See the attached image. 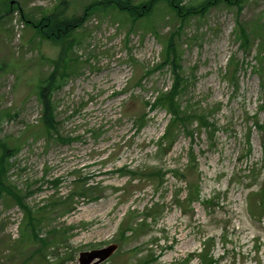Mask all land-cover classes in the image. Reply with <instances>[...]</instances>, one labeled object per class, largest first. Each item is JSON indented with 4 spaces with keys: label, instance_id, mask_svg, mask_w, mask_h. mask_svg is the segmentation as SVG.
Returning <instances> with one entry per match:
<instances>
[{
    "label": "rangeland",
    "instance_id": "374dc122",
    "mask_svg": "<svg viewBox=\"0 0 264 264\" xmlns=\"http://www.w3.org/2000/svg\"><path fill=\"white\" fill-rule=\"evenodd\" d=\"M63 1L0 0V140L20 145L7 157L6 180L46 217L39 235L51 242L46 249L20 239L25 211L5 195L0 264H78L80 252L112 243L119 249L103 264H202L205 256L213 264H264V0H156L137 19L109 0H68L66 12L82 26L60 42L44 36L40 20ZM150 1L132 3L147 9ZM16 14L26 24L21 42ZM171 40L189 80L181 109L211 126L194 124L193 137L181 131L164 155L155 143L170 115L147 102L171 87L174 74L170 65L145 71L163 62ZM58 64L68 74L53 94L66 142L28 136L42 114L38 85ZM156 170L163 174L151 175ZM192 184L200 189L194 201L186 198ZM123 224L133 228L126 238ZM53 227L60 234L51 235Z\"/></svg>",
    "mask_w": 264,
    "mask_h": 264
},
{
    "label": "trees",
    "instance_id": "16d2710c",
    "mask_svg": "<svg viewBox=\"0 0 264 264\" xmlns=\"http://www.w3.org/2000/svg\"><path fill=\"white\" fill-rule=\"evenodd\" d=\"M169 1V0H168ZM181 4V1L178 0ZM219 1V0H218ZM243 0H220L219 3L225 2V3H235L236 5H240ZM109 2L114 3V5L121 9L129 11V13L134 16V18H139L141 15L147 13L144 11H150L152 6L156 3V0H151L148 3V8L143 9L144 6H135L132 3V0H109ZM172 2V1H171ZM208 3V2H207ZM128 4H131L132 6H129ZM61 5L64 7H59L58 10L51 12L47 15H45L43 21L41 22L42 29L45 30L44 35L51 37L55 40H62L63 38H67L77 27H79L82 24V18L80 16H77L75 14L69 15L66 11L69 5L68 0H64ZM204 7V5L202 6ZM180 9H184L186 12H191L199 7L196 6H186V5H179ZM179 12H181L179 10ZM240 37L243 42H241V46L244 49H247L249 47V37L246 33V29L243 26H240ZM264 62V49L262 51V58ZM234 62V61H232ZM164 65H170L172 72L174 73V82L172 84V87L170 90L162 91L158 93V95L155 97L154 103L152 106L156 108L157 106L161 105L165 107L170 115L172 116L170 119V122L167 126V129L164 133V136L161 138L158 144V148L162 150V153L164 155L169 154V151L173 147L175 143V138L178 136V134L181 131H186L191 137L194 136V132L190 131L189 128L193 127L194 124L200 129L201 126H211V124L207 121V118L202 115L198 117V121H194L193 117L190 115V112H184L182 111V105L179 102V96L184 93L186 88L189 86V80L186 77H183L181 75V65L179 62V56L177 47L174 44V41L171 40L170 44L166 46L165 55H164V62L161 65H157L156 68H159ZM149 73H152V71H148ZM66 67L61 65L57 68L56 71H52L49 76L45 79H43L39 85H38V96L42 103V114L40 119H38L37 124L32 125L29 130L28 136L31 135H45L48 138H51L53 131L59 129L60 124L57 121L56 117V106L53 102V94L54 92L62 87L63 80L66 77ZM150 75V74H148ZM233 77V76H232ZM143 79H141L140 84L142 83ZM160 94V95H159ZM146 117V115H141L137 119V129L142 128L143 124L142 120ZM197 122V123H195ZM261 126V125H259ZM59 131V130H58ZM58 141L66 142L67 140L71 139L70 137H63L60 132L58 133L57 137ZM0 199L4 198L6 195V199H13L18 205H20L26 214V222L23 226V232L21 234V240H36L39 241L40 245L47 247L50 245L51 242H49L47 239L41 237L39 235V227L41 223L44 222V219H46L45 216H37L35 212L32 211L31 207L25 202V196L22 195L18 190L17 187L12 185L11 183L7 184V178L6 173L8 172L7 166L8 161L7 157L14 155V153L18 152L20 149V145H14L9 146L8 143L5 140H0ZM177 175H181L185 178V176L182 173V169L178 168L174 171ZM158 175L163 174L161 170H157L154 172ZM87 177H83L81 180H87ZM60 183L59 179H55L52 181V184L57 186ZM90 183L85 182V184L82 186L80 191L78 192L80 195H84L87 188L89 187ZM191 190L189 191L188 198L190 201H194L198 198H200V189L198 185H191ZM6 192L9 194L7 195ZM32 191L30 190L28 194H30ZM261 195H264V185L261 190ZM76 195V191L71 193V198H73ZM262 204L264 203L263 197ZM51 205L55 203H64V201H51ZM7 203H9L7 201ZM45 207L39 208L38 212L43 213L46 209H48L49 205H44ZM128 225H131V223L128 222ZM131 230L130 226L122 227L121 228V237L124 238L127 234V232ZM51 235H58L60 234L59 229L56 227H53L50 231ZM22 241L21 243H23ZM40 248L37 249L39 251ZM215 260L211 258H207L205 256L204 263L203 264H213Z\"/></svg>",
    "mask_w": 264,
    "mask_h": 264
},
{
    "label": "water",
    "instance_id": "95a60500",
    "mask_svg": "<svg viewBox=\"0 0 264 264\" xmlns=\"http://www.w3.org/2000/svg\"><path fill=\"white\" fill-rule=\"evenodd\" d=\"M118 248L117 244H111L107 247L92 251L82 252L80 254V264H91L95 259H98L93 264H101L107 260Z\"/></svg>",
    "mask_w": 264,
    "mask_h": 264
}]
</instances>
